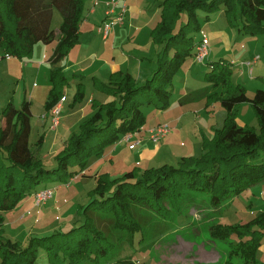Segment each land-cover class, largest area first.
<instances>
[{
  "label": "trees",
  "instance_id": "trees-1",
  "mask_svg": "<svg viewBox=\"0 0 264 264\" xmlns=\"http://www.w3.org/2000/svg\"><path fill=\"white\" fill-rule=\"evenodd\" d=\"M88 1L0 0L3 57L31 59L38 43L51 44L58 36L51 27L54 11L63 17L58 43L49 59L53 69L45 103L47 113L66 96L70 77L57 65L79 43ZM96 3L100 5L95 0V7ZM161 7L160 22L151 36L162 50L151 78L139 84L123 70L112 73L108 83L93 78L95 88L112 100L92 101L93 113L69 134L64 148L55 156L54 168H47L30 145L31 102L24 99L17 108L10 100L3 109L6 125L0 126V264H35L41 248L47 251L49 264H98L116 248L133 246L136 233H141L143 240L142 230L148 219L178 218L185 197L192 191L207 193L210 205L219 208L226 200L264 182V88L250 98L246 87L234 82L232 61L221 58L207 63L205 81L211 92L205 95V107L219 103L227 116L221 128L213 129L212 138L203 137L201 155L182 157L177 166L136 167L117 178L109 173L98 175L96 189L89 194L90 203L82 207L87 214L83 224L65 233L55 230L50 236H30L25 244L5 237L3 213L12 212L30 196L35 201L38 192L50 189L38 190L41 185L69 184L80 174L86 176L91 159L102 158L124 136L143 128L147 123L143 107L169 108L174 80L184 64L194 58L201 40L196 34H201L203 23L212 15L224 11L232 27L251 36L264 35V0H164ZM238 15L241 24L234 23ZM109 19L106 16L102 24ZM85 94L86 89L79 87L71 106L82 103ZM244 103L251 104L259 131L238 124L236 107ZM43 141L41 137L38 142L41 145ZM76 167L79 171L72 170ZM211 234L214 239L229 242L227 264H235L236 259L238 264H257L256 255L264 238V212L246 224L212 226Z\"/></svg>",
  "mask_w": 264,
  "mask_h": 264
},
{
  "label": "crops",
  "instance_id": "crops-1",
  "mask_svg": "<svg viewBox=\"0 0 264 264\" xmlns=\"http://www.w3.org/2000/svg\"><path fill=\"white\" fill-rule=\"evenodd\" d=\"M94 1L95 0H92L91 2L92 6L90 7L89 10L90 11L89 16L96 15V17L98 18L100 15H102L101 18L103 21L106 16V11L108 10V6L106 4L109 3L111 0H98L100 2V5L97 6L100 8L99 10H97L96 7H93ZM129 1L130 4L127 5V2ZM135 2L136 0H119L117 11H120V8L124 4H126L127 14H126L125 23L114 29L111 41L109 40L111 34L109 35L108 38H104L102 36V42L99 41L95 35H93L94 30L95 32H97L96 31L97 29H95V25H97L99 21L92 22L89 18H87L88 15L86 14V19H85L86 22L82 23L80 29L81 34L79 38V43L70 51L67 58L64 59L62 62H60L57 66L64 67V71L68 75L67 72L70 71V68L77 69L81 64H84V62L93 60L91 62L92 66L89 67V70H85V71L89 73L91 76H93V78H96L101 82L108 83L112 73L118 70H123L125 72L130 73L137 80L139 84H144L148 79L151 78L153 72L156 70V60L159 53L158 49L155 48L152 49L151 44L147 43L145 46L141 47L143 49V55L146 56V57L145 56L142 57V54L138 55V44L136 42L133 44L128 43L127 46H131L132 50H130L128 54H125L124 57H120L118 59H116V57L114 56L115 51H113V48L114 49L117 48L118 45L117 43L118 41H120L119 37L121 36L122 32L128 28L131 29V26L129 27V25L128 26L126 25L127 21H129V17L130 16L134 17L135 13L137 12L138 15L141 14V10L139 7L137 8ZM128 13H130V15H128ZM87 28H89L90 30L89 29L87 30ZM133 28L134 27H132V31ZM134 30L135 31H133V33L129 36V39H131L132 42L136 40V38L140 35L139 32H141L140 30L135 28ZM202 30L208 33L207 34L205 32L209 38V54L205 60V63L197 64L194 61V58H192L189 59L184 64V66L182 67V69L177 74L174 80V85H173L174 92L169 108L164 110L163 112L160 111V113L158 114L161 115L163 113H166L167 115L171 116L170 120L166 124H169L173 128L172 132L165 139L160 141L158 144L153 143L149 138V131L154 127L161 125L162 123L157 122L154 126L149 127V122L147 119V123L138 132V135H136V137L133 140V141L138 140V145L135 148L132 149L129 147V144L122 143L110 149L111 152H106V154L102 158H98V160H101V163L99 164L101 166H99V168L94 170L93 179L95 182L97 176L104 173H109L110 176L113 178L114 175L113 173L115 172L114 165L117 163V161H121L120 165L127 164L126 161L128 160V156L125 154L126 153L125 149L123 151H119L121 147H128L130 151L138 150L139 160L135 163L136 166L142 164V162L140 161H148L147 163H157V162L161 163V165L159 166H151L149 168L160 167L162 165L169 164L167 163V161L177 160V159L179 160V158L182 157L201 155L203 137H207L209 139L212 138L214 135L213 129L220 128L219 125L221 123V120L224 119L225 121L226 119L225 116L227 115V114L225 115L223 111L218 110L217 104L219 103H215L211 105L209 108L205 107L206 105L205 95L211 92L210 85L205 81V74L206 72L209 71L207 67V63H209L210 61H217L221 58H224L229 61H232L234 65L240 63L239 67L238 66L234 67V78L235 76H237L238 78L242 76L243 78L250 79L249 83L254 85L252 96L248 91V96L250 98H252L255 92L261 88V85H256L255 87V84H262V86L264 85V80L262 79V77H264L263 56L258 61L259 63L257 62L255 64L259 68L258 71H261L260 72L261 75L257 77L258 81L255 79L254 71H252L251 73L249 66L242 65V62L253 61L255 57L259 56L257 52L258 48L255 50L256 52L251 56H249V51L247 50V48H245L246 46L244 45L241 46L240 50H236L238 47V43L248 42V45L251 43L257 44L260 41V39H256L257 41L255 42L253 41L254 40L253 38H257L258 36H251L249 34L241 32L238 28L232 27L229 23H227L224 11L212 15L209 21L203 23ZM97 34L99 35L98 32ZM248 35L250 36L251 39H247ZM58 39H59V35L57 36L56 40L51 44L43 45L42 43V45H39L37 49H36L37 46L36 45L34 50V53L36 52L35 53L36 55L33 54V57L31 59L20 60L16 57H3V52L0 49V60H1L0 74H3L4 71L3 69H5L7 74H9L10 76L18 77L16 74L12 73V72H18V74H20L24 78L26 72H28L30 75L34 73L36 70L37 72H39L40 68L46 65L44 61L48 62L50 57L53 55L56 45L58 43ZM39 54L42 55V60H41L42 63L41 62L38 64L34 63L33 61H38ZM197 65L201 66L202 75H204V82L207 85L192 90L189 88V86L195 85L192 77L193 74L195 73L193 72V69ZM18 78H20V76ZM49 78H50V74H49ZM2 81L3 80H0V82ZM178 89L181 90V93L176 95V91ZM49 91H50V82L48 85L47 84L41 85L38 82L37 78H35L30 91L27 90L25 91L24 99L29 100L31 102V112H32L31 136L33 131L37 130V134H39L40 139L41 137H43V140L47 141L49 138L50 142L52 143L53 152L54 154H57L58 153L57 149L59 148L60 145V144L57 145V143L65 142L69 134L73 131L72 128L75 125H79L81 121L86 119L84 118V114H83L85 107L78 109L77 106L79 105L73 107L70 105V109H68L63 115V124L59 121V124L55 126L53 122L52 112L47 113L45 109V103ZM98 92H102V95L105 96L106 98L110 97L107 94H105L103 91L98 90ZM7 93L8 92L6 90L0 92V94H2V99H0V116H1L0 120L2 123L0 126L3 127L6 125V122L2 116V111L7 106L8 99L9 101L10 100L13 101V98H8ZM194 93L197 94L190 97V95ZM100 96L101 95H96V93H93L90 99L91 103L89 104L92 105L93 100H97L101 103H108L111 101V100L107 101L106 98L102 100ZM195 98L205 99V101L204 99H202V102H199V104L202 105L199 106V108L208 112L207 117L204 118L199 111H193L192 110L193 108L190 107V105H187L188 102H190L192 99ZM85 99H86V95H85ZM66 106H67V99L65 101L63 108H66ZM35 107H38L40 110H43L41 114V118H39L38 121L36 120L37 118L35 117V110H34ZM236 108L238 110L237 122L241 127L252 126L254 121L257 122L256 115L253 111L251 104L249 103L240 104ZM194 112L197 115V119H196L197 121L195 122L196 124L194 126L196 141L191 145L187 139H184V141L179 139H181V137L183 138V135H185V133L188 132L186 130V128L189 127L188 124L190 123L188 121L190 119L191 114ZM34 119H35L34 121L35 125L33 126L32 121ZM49 124L52 125L50 131L54 132L53 134H50L51 135L50 137L48 136L49 131L47 130ZM68 124H70V126ZM148 127L149 129H147ZM188 144H190L191 147L189 149H186ZM91 169L92 168L90 166L89 170L85 171V174L89 173ZM260 185H262L260 187L262 189L261 192L264 193V182H262V184ZM245 194L246 196L244 197L245 198L244 201L240 200V197L244 196ZM231 199H232L231 203L235 204L236 208L230 209L228 208V206L224 207L225 205L224 203H223L224 205L222 204L223 206L221 205L219 208L208 206L209 208L206 207V210L204 211L205 215H203L204 216L203 224H201V221L197 220L198 221L197 226H204V227L208 226L207 224L210 222L211 219L214 220V223H211L210 226L207 227V230L210 233L209 234L210 243L221 242V243L229 244V242L217 240L212 237L211 234L212 226L246 224L252 221L253 219H255L262 212H264V210L262 212H259L262 209V203L257 199L256 194L254 195L253 193V195H251V191L249 189L244 191L242 194L238 196L232 197ZM30 203H32L33 206H35L34 200L32 198L28 200L27 203L23 205L20 204L18 208L27 205V209L31 210V206H28ZM58 207H59L58 204L55 207H53L52 212L54 213L55 211H57ZM213 213L215 215V218L212 217ZM42 214L43 212L39 214L40 217ZM182 215L183 214H181L179 217H181ZM192 216L196 217V215H192ZM185 226L187 227L189 225H185ZM204 231L205 229L202 230L200 233L199 232L194 233L195 231L193 229H189L184 232L189 233V238H193V237L200 238L203 235ZM174 233L176 232H173L172 234ZM167 238H168L167 248L169 249L168 251H173V254L171 256L172 259H168L171 263H169V261L166 260L167 264H220V262L224 261V257L222 256L220 257V255L216 251H214V249L211 250L208 249V246H211V244L208 245L205 243H196L194 241L188 242L187 240L179 236H176V238H174V235H170ZM232 240L234 242L238 241L237 237L235 236L232 237ZM179 253H182V256H180ZM229 258H230V251L228 254V258L224 262V264H227ZM256 258H257V264H264V238L257 252ZM131 262L130 260L120 261V263L122 264L125 263L130 264ZM161 262H156V263L151 262L149 264H162ZM238 263L239 260L236 259L235 264Z\"/></svg>",
  "mask_w": 264,
  "mask_h": 264
},
{
  "label": "rangeland",
  "instance_id": "rangeland-1",
  "mask_svg": "<svg viewBox=\"0 0 264 264\" xmlns=\"http://www.w3.org/2000/svg\"><path fill=\"white\" fill-rule=\"evenodd\" d=\"M163 1L164 0H136L135 3L137 5V8L138 7L140 8L141 14L138 15V12H137L135 13L134 17L132 16L129 17V21H127L126 25L127 26L129 25V27L131 26V29L128 28L122 32L121 36L119 37L120 41H118L117 43L118 44L117 48L116 49L113 48V51H115L114 56L116 57V59L120 57H124L125 54H128V52L132 50L131 46H127L128 43L133 44L136 42L138 44V55L142 54V57H144L145 55H143V49L141 47L145 46L147 43L151 44L152 49L155 48V49H158V52H161L162 47L158 46L157 44L153 42L151 33L153 29L156 27V25L160 22L161 12H162L161 4L163 3ZM91 2L92 0L87 2L85 13L88 15L87 18H89L92 22L99 21L97 25H95V29H98V27L102 24L101 23L102 15H100L98 18L96 17V15L89 16L90 14L89 10H90V7L92 6ZM129 4H130V1L127 2V5ZM93 7H95L94 4H93ZM96 9L99 10L100 8L96 7ZM128 15H130V13H128ZM225 18H226V15H225ZM226 21L227 23H229L227 18H226ZM130 22H131V25H130ZM234 23L241 24L240 15L237 16L236 20L234 19ZM62 24H63V17L58 10H55L53 14L51 27L52 29L56 30L58 35H59L60 26ZM132 27L141 31L139 32L140 35L136 38L134 42H132V40L129 39V36L133 33V31H135L134 28L132 31ZM89 28H87V30ZM97 32H95L94 30L93 35H95L98 38V40L102 42V35L101 34L98 35ZM113 32L114 30L112 31L111 36L109 37L110 41L112 39ZM247 37H248L247 39H251L249 35ZM200 38H201V35L196 34V39H200ZM253 39H254L253 41L255 42L257 41L256 39H260V41L257 44L251 43L249 45H248V42L238 43V47L236 50H240L241 46L244 45L246 46L245 48H247V50L249 51V56H251L252 54L256 52L255 50L258 48L257 52L260 58L263 56V63H264V35H260L257 38H253ZM39 45H42V43H38L36 46V49L38 48ZM38 58H39L38 61H33V62L37 64L40 62L42 63L41 54H39ZM92 61L93 60L84 62V64H81L77 69L70 68V71L67 72L68 75L70 76V79H69L70 84L66 89V96H65V98L67 99V106L66 108L62 109L61 114H60V122L62 124H63V115L68 109H70V105L73 102L74 95L79 87H84L86 89V94H85L86 99L84 98L85 100H83L82 103L77 104L79 105L77 106L78 109L85 107L84 112H83L84 118H87L92 113L91 104L89 103H91L90 99L93 93H96V95H101L100 97L102 100L106 98L105 96L102 95V92H98V90L95 88L93 76H91L89 73L85 71V70H89V67L92 66L91 64ZM44 63H46V65L40 68L39 72H37L36 70L31 75L28 72H26L24 78L20 74H18V72H12V73L16 74L18 77L20 76V78L16 76H10L9 74H7L5 69H3L4 70L3 74H0V80H3L2 82H0V92L6 90L8 92L7 93L8 98H13L15 106L17 108H20L24 100V97H25V91L26 90L30 91L35 78H37L38 82L41 85L49 84L50 82L49 74L53 66L50 64L49 61L48 62L44 61ZM236 66L239 67L240 63H238L237 65H233V67H236ZM258 70H259L258 66L254 65L253 71H254L255 79L257 81H258L257 77L261 75L260 73L261 71H258ZM193 72L195 73L193 74L192 79L195 85L189 86L190 89L194 90V89H198L199 87H203L207 85L204 82V75H202L200 65H197L193 69ZM233 79H234V82L236 83H240V84L243 83V85L247 89V94L249 91L252 96L254 85L249 83L250 79L243 78L242 76H240L239 78L235 76V78ZM256 85H261V88H264V85L262 86V84H255V87ZM179 93H181V90L178 89L176 91V95H178ZM196 94L197 93H194L190 95V97ZM0 95H1L0 99H2V94ZM106 99L107 101L112 100L111 97L106 98ZM202 99L204 98L192 99L190 102L187 103V105H190V107L193 108L192 109L193 111H199L201 115L205 118L207 117L208 112L199 108V106H202L201 104H199V102H202ZM8 102H9V99L7 100V104ZM205 104H206V101H205ZM217 108L218 110L223 111L225 115L227 114L220 104H217ZM34 110H35V117L37 118L36 120L38 121L39 118H41V114L43 110H40L38 107H35ZM143 111L145 115L147 116L149 127L154 126L157 122L166 124L171 118V116L167 115L166 113L158 115L160 111L163 112L164 110L157 109L154 106L143 107ZM0 119H1V116H0ZM196 119H197V115L194 112L191 114L190 119L188 121L190 122L188 124L189 127L186 128L188 132H186L185 135H183V138L181 137V139L179 140L184 141V139H187L191 145L192 143H195L196 138H195V133H194V129H195L194 126L196 124L195 122L197 121ZM34 121L35 119L32 121L33 126L35 125ZM223 122H225L224 119L221 120V123L219 125L220 128L224 125ZM1 123L2 122L0 120V125ZM68 125L70 126V124ZM79 125H75L72 128L73 129L72 132L77 131ZM51 126L52 125L49 124L47 127V130L49 131V134H48L49 137L51 136L50 134L54 133L50 131ZM252 126H253L252 128H254L256 131L260 130L259 122L257 123L256 121H254ZM149 127L147 129H149ZM155 128L156 127H154L151 130H154ZM39 140H40V136L39 134H37V130H34L30 138V144L34 149L35 156L38 159H41L43 164L47 168H54L56 166V161H55L56 154H54L53 152L52 143L50 142V139L48 138L47 141H43L41 145L38 142ZM136 141L138 140H135V142ZM65 143L66 142L57 143V145L60 144L59 148L57 149L58 151L56 150L58 153L60 152V150L64 148ZM190 144H188L186 149H189L191 147ZM124 149L126 152L125 154L128 156V160L126 161L127 164L120 165L121 161H117V163L114 165L115 172L113 173L114 174L113 178H117V177L124 175L125 173L131 171L132 168L134 167H138L141 170H145L151 166L161 165L160 162L147 163L148 161H140L142 162V164L136 166L135 163L139 160L138 150L130 151L128 147H121L119 151H123ZM108 152H111V150H109ZM180 159L181 158H179V160ZM179 160L178 159L171 160V161H167V163L171 164L172 166H177ZM100 163H101V160H98L97 158L91 159L88 165V168L86 169V170H89L91 166L92 168L91 171L89 173H86V176L80 174L79 176L71 179L69 184H63L60 182H50L48 184L39 186L38 190H42L45 188H50L52 190L54 189L53 199L49 200L47 203L43 204L41 207L39 208L35 207L33 206L32 203H30L28 206H31V210H28L27 205H25L24 207H19V208L17 206L16 209L13 210L12 212L3 213L6 219L5 225H4L5 237L8 239H11L12 241H18V242L25 244V241L30 236L31 237L50 236V234H52L55 230L65 233V232L70 231L74 227L83 224L85 220L87 219V214L84 213V211L82 210V207H85L86 205L90 203L89 194L93 190L96 189V182L94 181L93 176H94V170H96L97 168H99V166H101L99 165ZM108 165H111V164H108ZM72 170L79 171V168L76 167L75 169H72ZM116 172H119V173H116ZM260 184H262V182L252 186L251 188H249V190L251 191V195H253V193L254 195L256 194L257 199L262 203V209L259 211V212H262L264 210V193L261 192L262 189L260 187L262 185ZM245 196L246 194L244 196H241L240 200L244 201ZM32 198L33 197L30 196L26 198L20 204L23 205ZM231 201L232 199L226 200L224 202L225 205L223 204L224 207L228 206V208L230 209L236 208L235 204H232ZM57 204L59 205L58 210L53 213L52 208L55 207ZM208 206H211V205H210V197L207 193L196 192V191L190 192V194H187V196L185 197V205L183 206L184 207L182 211L183 215L181 217L179 218L174 217L172 219H166V220L148 219L147 225H145L144 230H142L144 234L143 240H142V234L136 233L135 238H134L135 242L133 246H127L128 244H125L126 246L116 248L109 256L105 258H101L98 264H122L120 263V261H123V260L124 261L130 260V262L132 261L130 264H138V263L139 264H149L151 262L156 263V262H161V261H162L161 262L162 264H167L166 260L172 259L171 256L173 254V251H168L169 249L167 248V240H168L167 237H169L170 235H174V238H176V236L182 237L188 242L194 241L196 243H205L208 245L211 244V246H208V249L209 250L214 249V251H216L220 255V257L221 256L224 257V261L220 262V264H224V262L228 258L230 246L227 243H221V242L210 243V237H209L210 233L207 230V227H209L211 223H214V220L211 219L210 222L207 224L208 226L205 225L206 227L197 226L198 224L197 220L201 221V224H203L204 222L203 215H205L204 211L206 210V207ZM41 212H43V214L40 217L39 214H41ZM214 213L212 214L213 218H215ZM192 215H196V217ZM185 225H189V226L186 227ZM189 229H193L195 231L194 233H198V232L200 233L204 229L205 231L200 238H195V237L189 238V233L184 232ZM173 232H176V233L172 234ZM179 255L182 256V253H179ZM49 262H50V259H49V256L47 255V251L41 248L38 251V257H37L35 264H49ZM233 262H235V260H233ZM169 263L171 262L169 261ZM83 264H93V263L86 262Z\"/></svg>",
  "mask_w": 264,
  "mask_h": 264
},
{
  "label": "built area",
  "instance_id": "built-area-1",
  "mask_svg": "<svg viewBox=\"0 0 264 264\" xmlns=\"http://www.w3.org/2000/svg\"><path fill=\"white\" fill-rule=\"evenodd\" d=\"M118 3L119 0H111L109 3L106 4L108 6L106 16L110 19L105 21L102 25L98 27V33L103 34L105 38L110 34V32L114 29L115 26L122 25L125 21V17L127 14V6L126 4H124L120 8V11H117ZM95 5H98V3H96ZM208 54H209V38L208 35L204 31H202L201 40L196 47V54L194 56L195 62L199 64H204ZM260 59L261 58L257 56L253 59V61L242 62V65L249 66L250 72L252 73L253 66ZM64 102H65V98H63L52 111L53 122L55 126L59 124L60 114L63 109ZM171 132H172V127L169 124H162L157 126L154 130L149 131V138L153 143L158 144L160 141L165 139ZM136 135H138V132L124 136L119 141L118 145L122 143H127L130 145L129 146L130 148L132 149L135 148L138 145V141L136 142L133 141ZM53 196H54V190L52 189H46L38 192L35 195L36 206H42L43 204L51 200Z\"/></svg>",
  "mask_w": 264,
  "mask_h": 264
}]
</instances>
